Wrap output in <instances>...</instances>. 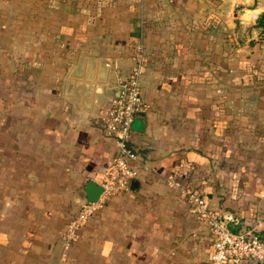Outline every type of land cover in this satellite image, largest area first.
Returning <instances> with one entry per match:
<instances>
[{"label":"crops","instance_id":"1","mask_svg":"<svg viewBox=\"0 0 264 264\" xmlns=\"http://www.w3.org/2000/svg\"><path fill=\"white\" fill-rule=\"evenodd\" d=\"M140 53L138 185L55 261L117 156L100 117ZM1 69L0 264H211L187 193L264 238V0H0Z\"/></svg>","mask_w":264,"mask_h":264},{"label":"built area","instance_id":"2","mask_svg":"<svg viewBox=\"0 0 264 264\" xmlns=\"http://www.w3.org/2000/svg\"><path fill=\"white\" fill-rule=\"evenodd\" d=\"M258 18L257 14L252 16L254 21ZM142 58L140 53L130 77L120 85V97L112 98L110 106L100 117L106 134L117 144V156L103 177V192L98 202L82 205L78 216L67 226V245L77 241L84 226L108 200L130 193L134 180L139 177L141 157L130 149L128 142L136 116L147 109L142 93ZM187 194L196 213L210 229L214 247L211 264H264V238L254 230L234 231L228 219L210 207L206 197Z\"/></svg>","mask_w":264,"mask_h":264},{"label":"water","instance_id":"3","mask_svg":"<svg viewBox=\"0 0 264 264\" xmlns=\"http://www.w3.org/2000/svg\"><path fill=\"white\" fill-rule=\"evenodd\" d=\"M121 91H122V88L120 86L114 85L111 87V91L109 94L114 98H118V97H120ZM136 184L138 185V183L133 182L132 188H134L133 186ZM102 192H103V190H102L101 186L95 185L94 183H90L88 186V190H87L88 201H83L81 203V206L85 205L87 203L98 202V200L100 199V197L102 195ZM65 246H66L65 241L61 242L60 246H58V248L56 249V252H55V261L59 260L60 256L62 255L63 248Z\"/></svg>","mask_w":264,"mask_h":264},{"label":"rangeland","instance_id":"4","mask_svg":"<svg viewBox=\"0 0 264 264\" xmlns=\"http://www.w3.org/2000/svg\"><path fill=\"white\" fill-rule=\"evenodd\" d=\"M4 63L8 66L7 61H5ZM1 68H7V67H3V65H1ZM3 71H7V69H4ZM3 71H2V69H1V70H0V73L2 74ZM86 225H87V224H86ZM86 225H85V226H86ZM85 226H84V227H85Z\"/></svg>","mask_w":264,"mask_h":264}]
</instances>
